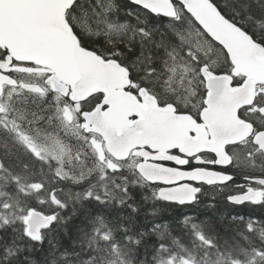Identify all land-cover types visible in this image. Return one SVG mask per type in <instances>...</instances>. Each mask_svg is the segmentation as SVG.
Listing matches in <instances>:
<instances>
[{
  "label": "snow or ice",
  "instance_id": "snow-or-ice-1",
  "mask_svg": "<svg viewBox=\"0 0 264 264\" xmlns=\"http://www.w3.org/2000/svg\"><path fill=\"white\" fill-rule=\"evenodd\" d=\"M0 264H264V0H0Z\"/></svg>",
  "mask_w": 264,
  "mask_h": 264
},
{
  "label": "trees",
  "instance_id": "trees-1",
  "mask_svg": "<svg viewBox=\"0 0 264 264\" xmlns=\"http://www.w3.org/2000/svg\"><path fill=\"white\" fill-rule=\"evenodd\" d=\"M245 211H247V209H245Z\"/></svg>",
  "mask_w": 264,
  "mask_h": 264
}]
</instances>
